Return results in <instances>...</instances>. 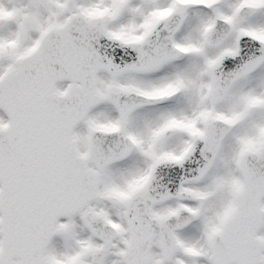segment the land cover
<instances>
[{"label": "snow or ice", "instance_id": "snow-or-ice-1", "mask_svg": "<svg viewBox=\"0 0 264 264\" xmlns=\"http://www.w3.org/2000/svg\"><path fill=\"white\" fill-rule=\"evenodd\" d=\"M0 264H264V0H0Z\"/></svg>", "mask_w": 264, "mask_h": 264}]
</instances>
